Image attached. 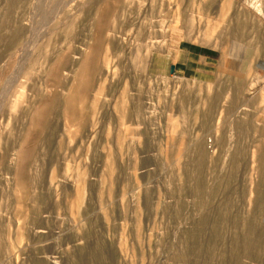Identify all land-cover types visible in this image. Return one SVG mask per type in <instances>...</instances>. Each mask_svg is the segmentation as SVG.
<instances>
[{
	"label": "rangeland",
	"instance_id": "rangeland-1",
	"mask_svg": "<svg viewBox=\"0 0 264 264\" xmlns=\"http://www.w3.org/2000/svg\"><path fill=\"white\" fill-rule=\"evenodd\" d=\"M263 16L0 0V264H264Z\"/></svg>",
	"mask_w": 264,
	"mask_h": 264
},
{
	"label": "crops",
	"instance_id": "crops-1",
	"mask_svg": "<svg viewBox=\"0 0 264 264\" xmlns=\"http://www.w3.org/2000/svg\"><path fill=\"white\" fill-rule=\"evenodd\" d=\"M261 4L264 14V0H258ZM230 10V6H229ZM264 19V16L262 17ZM261 49L258 51L256 46V41L253 39L252 42H233L229 45L227 61L229 68H234L239 71H247L257 58L258 53L262 52ZM262 57H264V52H262ZM264 65V63H263Z\"/></svg>",
	"mask_w": 264,
	"mask_h": 264
},
{
	"label": "water",
	"instance_id": "water-1",
	"mask_svg": "<svg viewBox=\"0 0 264 264\" xmlns=\"http://www.w3.org/2000/svg\"><path fill=\"white\" fill-rule=\"evenodd\" d=\"M172 71H173V65L170 66V72H172Z\"/></svg>",
	"mask_w": 264,
	"mask_h": 264
}]
</instances>
